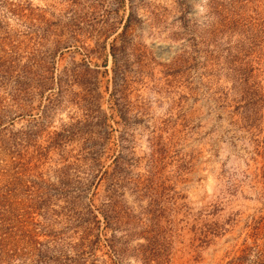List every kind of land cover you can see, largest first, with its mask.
Instances as JSON below:
<instances>
[{
  "label": "rangeland",
  "instance_id": "374dc122",
  "mask_svg": "<svg viewBox=\"0 0 264 264\" xmlns=\"http://www.w3.org/2000/svg\"><path fill=\"white\" fill-rule=\"evenodd\" d=\"M0 264H264V0H0Z\"/></svg>",
  "mask_w": 264,
  "mask_h": 264
}]
</instances>
